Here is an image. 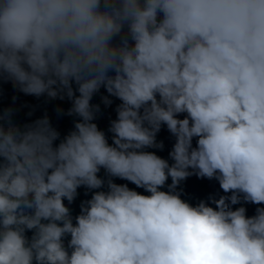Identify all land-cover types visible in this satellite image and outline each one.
Here are the masks:
<instances>
[{
	"label": "clouds",
	"instance_id": "1",
	"mask_svg": "<svg viewBox=\"0 0 264 264\" xmlns=\"http://www.w3.org/2000/svg\"><path fill=\"white\" fill-rule=\"evenodd\" d=\"M0 81L77 117L0 110V264H264V0H0ZM193 174L230 195L193 205Z\"/></svg>",
	"mask_w": 264,
	"mask_h": 264
},
{
	"label": "trees",
	"instance_id": "2",
	"mask_svg": "<svg viewBox=\"0 0 264 264\" xmlns=\"http://www.w3.org/2000/svg\"><path fill=\"white\" fill-rule=\"evenodd\" d=\"M78 94V93H77ZM108 95L106 89L101 88L100 92L96 93L93 97L92 103L101 105V110L97 114L95 122L98 124L101 130L106 132V135L109 138V143L112 142L111 136L112 134L108 132V128L110 126V121L117 118L116 106L121 102L119 99L112 97L113 103L111 106L105 107L101 102V96ZM13 96H17L18 99L14 102ZM23 105H27L26 107H22ZM60 105L66 110L71 106V101L64 100H52L48 101L46 97L37 98L31 95H25L23 93H19L14 90L12 84L10 82H2L0 81V110H3L8 107H13L18 111L15 113L13 119L18 123L31 122L35 119L43 117L47 114L53 126L57 127V129L61 132V138L66 135L70 130L74 127V121L77 117L68 116V115H58L55 111L56 107ZM29 111H33L32 116H28L27 113ZM183 117V114L181 118ZM158 141L164 142V148L161 149H148L149 151H155L158 155L163 158L169 159V152L172 149L174 144V137L170 134L166 126H162L161 131L157 135ZM59 141H57L58 143ZM196 144V138L193 140V145ZM171 162V160H170ZM102 177L105 176L103 169L99 173ZM117 183H129V187L136 188L134 184H131L128 181L120 180L119 178H115ZM168 184L171 183V178H169ZM137 191L144 192V189L137 188ZM165 190H167V185L165 186ZM178 191H181V196L183 199L189 201L193 205L199 203L202 200L208 201L211 203L210 197H216L217 199L222 195H230V193H224L220 188L219 182L216 179H208V178H200L197 175L193 174L189 176L186 180L182 181L178 186ZM95 191V190H93ZM79 195L75 199V201L68 205L72 212L76 211L80 208L81 202L91 198L92 192L88 191L85 187L81 186L78 189ZM147 194V193H145ZM65 203L68 202L65 200ZM245 204L241 201V204L235 205L234 207H239L240 205ZM247 208V207H246ZM255 209L249 210L247 208V214L249 216L255 214ZM28 236L32 235V232L29 231L27 233ZM67 245V239L65 241Z\"/></svg>",
	"mask_w": 264,
	"mask_h": 264
},
{
	"label": "water",
	"instance_id": "3",
	"mask_svg": "<svg viewBox=\"0 0 264 264\" xmlns=\"http://www.w3.org/2000/svg\"><path fill=\"white\" fill-rule=\"evenodd\" d=\"M245 206H246L249 210H251V209H253V208H256L257 205L252 204V203H246V202H245Z\"/></svg>",
	"mask_w": 264,
	"mask_h": 264
},
{
	"label": "rangeland",
	"instance_id": "4",
	"mask_svg": "<svg viewBox=\"0 0 264 264\" xmlns=\"http://www.w3.org/2000/svg\"><path fill=\"white\" fill-rule=\"evenodd\" d=\"M240 206H245V204H243V205H240Z\"/></svg>",
	"mask_w": 264,
	"mask_h": 264
}]
</instances>
